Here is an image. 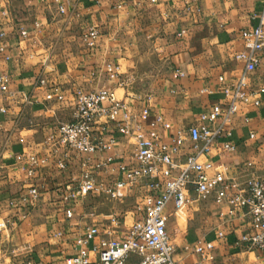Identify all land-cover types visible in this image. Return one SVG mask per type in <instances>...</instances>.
Wrapping results in <instances>:
<instances>
[{
	"label": "crops",
	"instance_id": "0c3cea01",
	"mask_svg": "<svg viewBox=\"0 0 264 264\" xmlns=\"http://www.w3.org/2000/svg\"><path fill=\"white\" fill-rule=\"evenodd\" d=\"M124 2L125 6L118 9L113 0H51L49 4L40 0H0V48H4L0 74L10 78L8 92H0V106L7 110L6 114L0 113V221L9 222L7 248L27 243L24 235L30 233L33 219L44 217L50 244L53 240L69 242L65 247L67 257L78 235L87 227L109 229L112 217L120 221L114 230V236L120 237L124 224L133 221L134 206L146 193L140 187L121 190L119 198L94 192L83 199H66L65 187L75 188L80 181L82 162L93 171L97 162L112 157L110 168L117 169L123 164L134 165L137 151L135 141L118 133L114 126L107 131L94 128L103 142H116L107 152L79 156L50 141L62 123L72 120L77 91L115 90L138 122L141 111L148 107L152 115H163L177 132L196 123L214 105L228 102L219 77L225 78L226 85H235L244 72V65L233 57L242 50L241 31L259 24L261 0ZM58 3L65 7L64 15L57 12ZM93 28L100 36L95 47L89 48L84 36ZM21 31L27 36L22 37ZM109 64L119 67V79L110 78L106 71ZM175 69L183 71L185 77L174 79ZM248 91L257 94L250 103H240V115L232 127L239 154L219 156L215 150L211 159L216 164L263 160L247 135L264 123V61L249 75ZM59 96L62 101L57 99ZM257 99L261 101L259 107L254 106ZM245 113L253 119L249 125L243 120ZM18 154H32L40 161L42 166L33 180L27 176V165L16 161ZM60 161L66 163L65 170L59 168ZM94 173L97 183L104 187L124 179L117 171ZM34 184L41 193L38 201L30 195ZM128 199H134V205L124 209ZM205 205H209L205 213L213 216V232L187 237L182 247L188 249L203 237V241L214 243L209 252L212 259L205 264H264L263 254L233 247V240L243 230L241 221L231 222L227 217L223 223L217 207ZM67 210L73 213L70 219ZM188 211L170 210V225ZM218 230H224L227 237L218 239ZM194 247L178 257L187 264L198 261Z\"/></svg>",
	"mask_w": 264,
	"mask_h": 264
},
{
	"label": "built area",
	"instance_id": "2783aa9c",
	"mask_svg": "<svg viewBox=\"0 0 264 264\" xmlns=\"http://www.w3.org/2000/svg\"><path fill=\"white\" fill-rule=\"evenodd\" d=\"M113 1L117 2L118 9L125 6L124 0ZM40 2L49 4L51 0ZM150 2L157 4L158 0ZM261 4L259 24L251 30L241 31L242 50L233 57L236 63L244 65L243 74L235 85H226L225 78L219 77V82L224 85L222 94L228 102L214 105L186 130L173 132L172 124L163 115H152L148 107L141 111L138 122L115 90L75 93L72 120L62 123L50 141L79 156L107 152L116 142H103L94 128L107 131L114 126L118 133L135 141L137 151L134 165L123 164L117 169L110 168L112 157L97 162L93 171L85 161L82 162L80 181L75 188L65 187L66 199H83L94 192L119 198L121 190L140 187L146 189V193L131 212L132 223L124 224L123 235L114 236L115 228L120 226L117 217L111 218L109 229L87 227L75 238L66 264H187L176 257L177 249L169 232L170 210L184 213L191 207L195 210L193 205L203 207L208 203L217 207L223 223L227 222V217L231 222L241 221L243 230L232 242L235 249L264 255V123L247 135V140L261 152V162L245 159L227 165L216 164L211 159L215 150L219 156L239 154V142L233 137V121L240 115V103L248 104L256 96V92L248 91V79L264 61V0ZM56 7L59 14L66 13L62 4L58 3ZM21 36L26 37L27 32L21 31ZM99 36L98 29L93 28L84 36V41L93 48ZM3 52L2 47L0 53ZM106 71L112 80L119 79V67L109 64ZM184 77L183 71H173L174 79ZM9 82L8 75L0 74L1 93L8 92ZM40 83L45 84V81ZM47 99H52V96H47ZM57 99L62 101L63 97ZM260 105V100L254 101V106ZM6 112V108L0 106V113ZM242 117L247 125L253 122L249 114ZM15 158L27 165V176L33 180L42 166L38 158L32 154H18ZM66 167L64 161L59 162L61 170ZM108 170L117 171L124 179L112 187L98 184L94 171ZM30 195L34 201L41 196L35 184L30 188ZM72 215L71 210L66 211L68 219ZM8 227L9 222L0 221V264H10L6 260L5 248ZM231 234H235L233 229ZM217 237L223 240L227 234L218 230ZM213 249V242L198 241L194 253L200 259L192 264H205L212 259L209 252Z\"/></svg>",
	"mask_w": 264,
	"mask_h": 264
},
{
	"label": "rangeland",
	"instance_id": "374dc122",
	"mask_svg": "<svg viewBox=\"0 0 264 264\" xmlns=\"http://www.w3.org/2000/svg\"><path fill=\"white\" fill-rule=\"evenodd\" d=\"M126 205L123 206L124 209L131 208L134 205V199H128ZM193 206L199 211L191 212L193 211V207H191L186 215L182 214L174 218L173 223L170 225V233L177 249L176 257L178 259H180L179 255L187 254L189 250L191 251L197 241L200 240L198 238L192 247L190 246L188 249H185L182 245L187 237H204L206 234L213 232V216L207 212L205 213L209 209V205H204L203 207ZM118 209H121V207L119 206ZM200 212L204 213L199 214ZM33 220L36 222L32 223L30 233L24 235L27 238V243L11 249L5 247L8 256L7 262L10 264H66L68 259L66 252L68 249H65V247L69 242L66 240V244L64 241L53 240V244H50L49 238L51 234L48 231L49 226L46 225V217L42 219L35 218ZM62 250H65V254H62Z\"/></svg>",
	"mask_w": 264,
	"mask_h": 264
}]
</instances>
